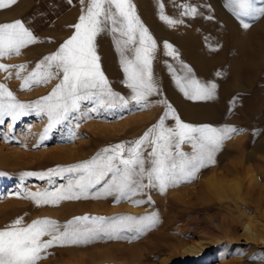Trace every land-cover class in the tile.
Returning <instances> with one entry per match:
<instances>
[{
  "label": "rangeland",
  "instance_id": "rangeland-1",
  "mask_svg": "<svg viewBox=\"0 0 264 264\" xmlns=\"http://www.w3.org/2000/svg\"><path fill=\"white\" fill-rule=\"evenodd\" d=\"M189 1L130 0L135 14L156 43L151 68L158 91L149 97L147 108H140L130 100L132 93L124 83L120 53L112 34L105 31L95 41L100 66L111 90L129 100L127 108H122L119 103L108 107L94 100L82 101L79 112L53 126L43 139L49 121L46 113L37 115L35 107L16 119L10 115L0 118V230L17 218H22L19 227L47 218L56 221L63 231V226L75 217H139L153 212L159 215L160 223L137 239L129 241L102 236L88 244L54 246L43 253L44 258L37 264H225L245 259L264 264V255L256 256L242 239L227 248H218L221 242L216 233L212 234V227L190 213L196 195L185 191L194 188L188 183H182L180 189L169 188L163 194L157 188H145L132 199L148 200L150 196L152 202L140 206H134L127 199L117 203L116 193L95 198L102 191L103 183L90 188L87 198L65 199L56 205L37 206L28 198L30 193H63L68 189L69 181L73 185L72 192H79L75 185L80 172L52 174L43 179L26 174L47 173L49 169L88 161L102 149L115 144L128 146L127 142L139 139L158 122L166 105H171L175 115L185 123L236 128L237 133L224 142L255 144L264 141V15L238 17L228 0ZM255 3L257 7H264V0H255ZM88 4L89 0L83 3L81 0H17L14 5L0 9V23L21 20L37 41L22 49L19 55L0 58V64L25 66L19 78L17 67L0 70V84L13 94L14 102L34 104L49 95L60 82L62 75L48 83L22 88L36 64L55 53L74 35V25ZM161 4L164 15L182 22L169 26L161 20ZM182 5L189 10L193 7L195 11L200 10L202 16L197 14L199 11L196 15L191 12L188 16L182 15L185 11L180 9ZM181 24H187L190 29ZM244 24L249 27L245 28ZM165 42L171 45L174 55L167 54ZM124 54L131 56L127 50ZM182 65L191 69L195 79L216 83L215 98L203 101L186 98L169 70L171 66L176 75L184 76L187 69ZM93 108L96 110L92 111ZM165 126H175L171 115L165 120ZM73 132L76 138L69 142ZM182 149L190 153L191 145L185 143ZM150 150L149 147L147 151ZM144 183L147 184L146 177ZM198 239L206 240L211 246L201 257L190 258L180 253L183 245Z\"/></svg>",
  "mask_w": 264,
  "mask_h": 264
},
{
  "label": "snow or ice",
  "instance_id": "snow-or-ice-1",
  "mask_svg": "<svg viewBox=\"0 0 264 264\" xmlns=\"http://www.w3.org/2000/svg\"><path fill=\"white\" fill-rule=\"evenodd\" d=\"M83 3V0H81ZM17 0H0V9L8 8ZM229 6L238 17L264 15V7H257L255 0H228ZM182 15H188L187 6ZM160 19L173 26L182 21L174 20L163 14L160 5ZM195 13V9H190ZM245 28L248 24L243 25ZM75 33L67 39L59 49L39 61L35 69L25 79L22 88L31 84L48 83L61 77L49 95L41 97L34 104L14 102L13 94L0 84V118L10 115L13 119L26 114L32 107L37 115L46 113L48 126L42 139L56 124H60L80 111L82 101H96L99 105L114 107L117 103L122 108L129 106V100L114 93L100 66V57L96 51V37L105 31L110 32L117 52L121 56V66L125 74L124 83L131 90L130 100L136 106L147 108L149 97L158 89L152 74L153 52L155 40L148 29L135 14L130 0H89L86 10H82L79 22L74 25ZM32 32L21 20L0 23V58L19 55L21 50L36 43ZM168 55H174L171 45L165 42ZM127 50L131 56H126ZM17 67V77L25 66H8L0 64V70ZM184 76L175 74L169 66L175 83L186 98L194 101L215 98L216 83H204L191 76V69ZM219 75V73H218ZM5 97L8 102L5 103ZM166 103V102H165ZM96 109L93 108L92 111ZM172 116L174 127H166L165 120ZM2 122V120H0ZM78 126V125H77ZM230 126L213 127L210 125H192L185 123L175 115L171 105L158 122L150 127L139 139L106 147L92 159L66 168L49 169L47 173H27L40 179L52 174L64 172L82 173L76 181L79 192H72V182L63 193H30L37 206L43 204L56 205L61 200L87 198L90 188L103 183L102 191L95 198L116 193V202L121 199L130 200L134 206L150 203L148 200L132 197L143 193L145 188H157L161 194L169 188L190 183L196 179L200 169L215 163V155L222 148L225 140L237 133ZM73 132L69 142L75 139ZM191 145V153L182 151V145ZM150 147V151L147 149ZM147 151V156L145 152ZM147 165V166H146ZM145 177L147 184L144 183ZM160 223L158 213L143 216L121 215L118 217L82 216L75 217L68 224L61 226L47 218L32 221L25 227L22 218H17L5 229L0 230V264H37L44 258L43 253L54 246L88 244L102 238L134 240L152 230ZM133 233V235H125ZM48 236V240L43 237Z\"/></svg>",
  "mask_w": 264,
  "mask_h": 264
},
{
  "label": "bare ground",
  "instance_id": "bare-ground-1",
  "mask_svg": "<svg viewBox=\"0 0 264 264\" xmlns=\"http://www.w3.org/2000/svg\"><path fill=\"white\" fill-rule=\"evenodd\" d=\"M203 10L201 9L202 12ZM197 11H199L197 14L201 15L200 10ZM185 25L183 24L184 27ZM183 26L181 24V27ZM188 27L190 29V26ZM182 31L185 30L182 29ZM222 160H228V162L222 163ZM188 184L194 188L185 191L196 195L190 213L197 220L199 218L212 227V234L216 233L218 242H221L218 248L220 246L227 248L231 243H239L242 239L256 256L264 255V141L255 144L224 142L215 155V163L200 169L196 179ZM178 187L176 188L180 189ZM210 247L206 240L198 239L183 245L180 253L190 258L201 257ZM225 264L255 263L245 259L242 262L231 261Z\"/></svg>",
  "mask_w": 264,
  "mask_h": 264
}]
</instances>
